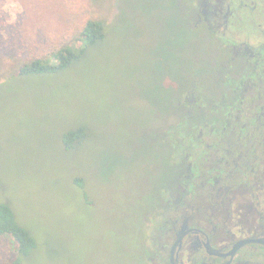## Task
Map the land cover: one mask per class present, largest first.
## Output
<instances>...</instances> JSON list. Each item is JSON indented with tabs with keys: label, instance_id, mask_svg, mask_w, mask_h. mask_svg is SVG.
Listing matches in <instances>:
<instances>
[{
	"label": "rangeland",
	"instance_id": "rangeland-1",
	"mask_svg": "<svg viewBox=\"0 0 264 264\" xmlns=\"http://www.w3.org/2000/svg\"><path fill=\"white\" fill-rule=\"evenodd\" d=\"M172 18L171 0H0V203L38 240L25 264L140 262L139 224L159 204L168 157L153 146L169 122L151 106L150 51ZM91 19L107 22L105 37L78 62L17 74L76 43ZM78 128L68 148L64 135ZM14 255L0 237V264Z\"/></svg>",
	"mask_w": 264,
	"mask_h": 264
},
{
	"label": "flooded vegetation",
	"instance_id": "flooded-vegetation-1",
	"mask_svg": "<svg viewBox=\"0 0 264 264\" xmlns=\"http://www.w3.org/2000/svg\"><path fill=\"white\" fill-rule=\"evenodd\" d=\"M171 3L150 51L168 157L138 264H264V0Z\"/></svg>",
	"mask_w": 264,
	"mask_h": 264
},
{
	"label": "trees",
	"instance_id": "trees-1",
	"mask_svg": "<svg viewBox=\"0 0 264 264\" xmlns=\"http://www.w3.org/2000/svg\"><path fill=\"white\" fill-rule=\"evenodd\" d=\"M107 22L100 19H91L86 23L76 43L60 47L48 57L36 58L25 62L17 71L20 75L53 74L66 70L84 55L87 47L97 44L105 37ZM85 44L81 47L79 43ZM84 129L70 130L64 135V143L69 148L79 139ZM0 237H9L15 245V255L10 264H25L31 255L38 249V240L32 233L19 223L10 205L0 203Z\"/></svg>",
	"mask_w": 264,
	"mask_h": 264
}]
</instances>
